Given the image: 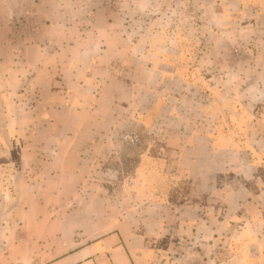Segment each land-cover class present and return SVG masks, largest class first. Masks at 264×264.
I'll use <instances>...</instances> for the list:
<instances>
[{
    "label": "crops",
    "instance_id": "obj_1",
    "mask_svg": "<svg viewBox=\"0 0 264 264\" xmlns=\"http://www.w3.org/2000/svg\"><path fill=\"white\" fill-rule=\"evenodd\" d=\"M18 4L40 33L14 39L0 20V171L41 156L44 186L64 171L76 198L108 204L49 264H264V0H221L225 49L192 54V78L144 67L102 10ZM106 173L118 182L89 185Z\"/></svg>",
    "mask_w": 264,
    "mask_h": 264
},
{
    "label": "rangeland",
    "instance_id": "obj_2",
    "mask_svg": "<svg viewBox=\"0 0 264 264\" xmlns=\"http://www.w3.org/2000/svg\"><path fill=\"white\" fill-rule=\"evenodd\" d=\"M77 2L83 7L87 4L89 8H96L93 12L83 8L81 13L75 12L77 17L92 19L98 10H102L121 35L137 46L138 58L143 57L144 67L161 65V69L170 70L162 63L179 64L182 75L192 78L196 77L192 54L207 48L210 50L211 46L217 54L225 49L221 34L223 27L219 23L221 0ZM18 6V0H0V20L10 22L14 39L37 41L40 31L35 16L18 14ZM25 145L31 146V142ZM132 151L128 148L127 154ZM126 160L118 184L135 173L132 157ZM47 161V158L35 157L32 169L25 174L5 169L0 171V264H49L71 248L75 233L97 218L99 207L108 209L106 203L93 204L76 198L80 191L76 188L75 179L64 171L53 169V174L57 173L56 178L44 186L43 174L39 170ZM114 174L111 178L107 173L101 175L100 181L90 180L89 185L103 184L108 179L117 183ZM97 177L92 179L97 180ZM85 192L91 194V188ZM119 205V210H122V204ZM228 239L222 244L221 258L232 263L236 243L235 239Z\"/></svg>",
    "mask_w": 264,
    "mask_h": 264
},
{
    "label": "built area",
    "instance_id": "obj_3",
    "mask_svg": "<svg viewBox=\"0 0 264 264\" xmlns=\"http://www.w3.org/2000/svg\"><path fill=\"white\" fill-rule=\"evenodd\" d=\"M237 53V51H235Z\"/></svg>",
    "mask_w": 264,
    "mask_h": 264
}]
</instances>
